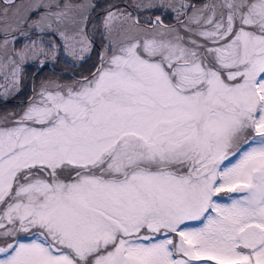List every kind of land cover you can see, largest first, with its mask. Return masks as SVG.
Wrapping results in <instances>:
<instances>
[{
  "label": "snow or ice",
  "instance_id": "6c2138e0",
  "mask_svg": "<svg viewBox=\"0 0 264 264\" xmlns=\"http://www.w3.org/2000/svg\"><path fill=\"white\" fill-rule=\"evenodd\" d=\"M0 264H264V0H0Z\"/></svg>",
  "mask_w": 264,
  "mask_h": 264
}]
</instances>
